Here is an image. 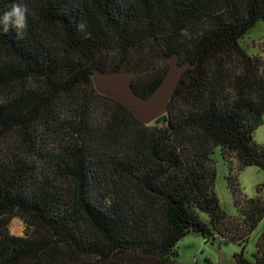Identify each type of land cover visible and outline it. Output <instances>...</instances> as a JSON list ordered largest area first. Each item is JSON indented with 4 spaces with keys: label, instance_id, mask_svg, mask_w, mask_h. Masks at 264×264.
<instances>
[{
    "label": "trees",
    "instance_id": "1",
    "mask_svg": "<svg viewBox=\"0 0 264 264\" xmlns=\"http://www.w3.org/2000/svg\"><path fill=\"white\" fill-rule=\"evenodd\" d=\"M14 2L28 31L0 26V264H184L191 231L264 264V231L246 255L264 196L239 180L264 169V60L240 43L264 0H0V17ZM173 53L196 66L152 124L95 87L94 67L134 70L148 97ZM217 149L237 215L216 192Z\"/></svg>",
    "mask_w": 264,
    "mask_h": 264
},
{
    "label": "rangeland",
    "instance_id": "2",
    "mask_svg": "<svg viewBox=\"0 0 264 264\" xmlns=\"http://www.w3.org/2000/svg\"><path fill=\"white\" fill-rule=\"evenodd\" d=\"M242 48L250 55H259L264 60V20L251 28L240 40ZM254 138L264 144V124L259 126ZM217 168L215 188L220 199L221 206L230 215H237L238 209L228 186V164L222 158L219 149L213 155ZM239 180L244 193L248 197L264 196V169L257 166H248L240 171ZM11 233L19 236L25 235L26 224L18 216L10 222ZM264 231V219L251 234L246 246V255L252 258L256 248V242ZM179 255L176 259L184 264H238L235 254L240 247L233 243H223L217 238L215 241L206 239L202 234L189 232L177 244Z\"/></svg>",
    "mask_w": 264,
    "mask_h": 264
},
{
    "label": "water",
    "instance_id": "3",
    "mask_svg": "<svg viewBox=\"0 0 264 264\" xmlns=\"http://www.w3.org/2000/svg\"><path fill=\"white\" fill-rule=\"evenodd\" d=\"M196 65L190 61L181 63L178 53L169 56V66L160 84L148 96L139 95L133 85L134 70L103 71L93 68V80L98 91L124 104L146 124L170 114V102L183 75Z\"/></svg>",
    "mask_w": 264,
    "mask_h": 264
},
{
    "label": "clouds",
    "instance_id": "4",
    "mask_svg": "<svg viewBox=\"0 0 264 264\" xmlns=\"http://www.w3.org/2000/svg\"><path fill=\"white\" fill-rule=\"evenodd\" d=\"M28 8L22 2H14L9 11L0 17V26L4 33L15 30L19 38H23L28 31Z\"/></svg>",
    "mask_w": 264,
    "mask_h": 264
}]
</instances>
